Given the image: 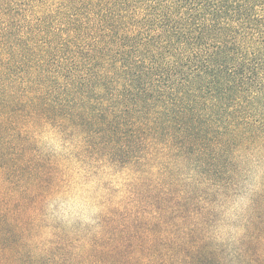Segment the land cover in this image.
I'll list each match as a JSON object with an SVG mask.
<instances>
[{
    "label": "trees",
    "instance_id": "trees-1",
    "mask_svg": "<svg viewBox=\"0 0 264 264\" xmlns=\"http://www.w3.org/2000/svg\"><path fill=\"white\" fill-rule=\"evenodd\" d=\"M256 167L264 0H0V264H264L208 232ZM101 179L94 231L52 221Z\"/></svg>",
    "mask_w": 264,
    "mask_h": 264
},
{
    "label": "rangeland",
    "instance_id": "rangeland-1",
    "mask_svg": "<svg viewBox=\"0 0 264 264\" xmlns=\"http://www.w3.org/2000/svg\"><path fill=\"white\" fill-rule=\"evenodd\" d=\"M263 168H254L251 171L246 183L241 184V189L236 193H230L229 196L211 195V203L213 204L216 214V221L212 223L211 229L208 230L209 237L221 246L224 251L223 257L226 263H229L232 255L239 253V249L247 251V253L257 252L258 255L264 252V181ZM196 182L198 179L195 180ZM97 184V185H96ZM203 190L204 186L201 187ZM238 188V186H237ZM120 186L117 182H109L101 179L99 183L87 185H74L70 194L62 203H54L48 209V214L52 221L63 223L67 229L78 228L94 231L96 229L98 218L102 213L99 198L103 195L111 197H119ZM223 193H229L225 191ZM259 193V195H256ZM187 203H193V196ZM137 202H141V207H145L148 211L150 206V195L147 189H141L140 197ZM198 198H195L197 202ZM174 201L169 205H173ZM201 206V203L199 204ZM252 225L250 234L252 241H243L241 239L245 232L246 226ZM254 230L258 231L256 239ZM243 246H246L245 248ZM251 247V248H250Z\"/></svg>",
    "mask_w": 264,
    "mask_h": 264
}]
</instances>
